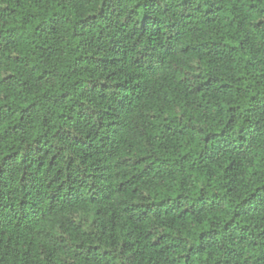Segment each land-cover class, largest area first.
I'll use <instances>...</instances> for the list:
<instances>
[{
    "label": "trees",
    "instance_id": "trees-1",
    "mask_svg": "<svg viewBox=\"0 0 264 264\" xmlns=\"http://www.w3.org/2000/svg\"><path fill=\"white\" fill-rule=\"evenodd\" d=\"M0 264H264V0H0Z\"/></svg>",
    "mask_w": 264,
    "mask_h": 264
}]
</instances>
